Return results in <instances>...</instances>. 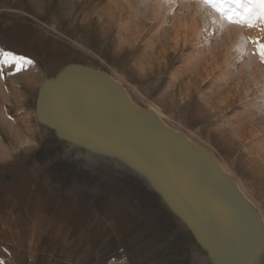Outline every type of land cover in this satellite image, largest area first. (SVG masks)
Segmentation results:
<instances>
[{
    "label": "rangeland",
    "instance_id": "1",
    "mask_svg": "<svg viewBox=\"0 0 264 264\" xmlns=\"http://www.w3.org/2000/svg\"><path fill=\"white\" fill-rule=\"evenodd\" d=\"M258 45H264V23H229L204 0H0V49L33 61L17 71L16 61L0 56V206L7 188H15L12 214H0V264H51L32 217L46 212L39 208L42 195L69 190L135 201L154 213L161 246L174 248L183 264H220L182 214L159 200V191L120 165L126 161L66 139L38 118L41 89L78 68L111 79L138 108L159 107L162 122L210 153L264 237ZM247 255L264 257V245L242 258Z\"/></svg>",
    "mask_w": 264,
    "mask_h": 264
},
{
    "label": "water",
    "instance_id": "2",
    "mask_svg": "<svg viewBox=\"0 0 264 264\" xmlns=\"http://www.w3.org/2000/svg\"><path fill=\"white\" fill-rule=\"evenodd\" d=\"M37 116L66 139L117 155L144 173L170 204L169 210L181 213L213 248L210 254L220 264L243 260L255 245L251 242L259 231L252 212L210 153L153 111L135 106L106 76L78 68L44 86ZM243 218L249 222L246 228Z\"/></svg>",
    "mask_w": 264,
    "mask_h": 264
},
{
    "label": "crops",
    "instance_id": "3",
    "mask_svg": "<svg viewBox=\"0 0 264 264\" xmlns=\"http://www.w3.org/2000/svg\"><path fill=\"white\" fill-rule=\"evenodd\" d=\"M14 190V185L7 188L10 197L6 206L1 204L6 211L0 214H12L9 209L15 206ZM39 208L46 212L36 213L32 221L41 224L40 246L44 245L51 264L60 260L69 264H103L119 245L127 250L130 264H183L174 248L161 246L154 213L145 212L135 201H122L95 190H69L45 193ZM246 257L243 264H264V257Z\"/></svg>",
    "mask_w": 264,
    "mask_h": 264
},
{
    "label": "snow or ice",
    "instance_id": "4",
    "mask_svg": "<svg viewBox=\"0 0 264 264\" xmlns=\"http://www.w3.org/2000/svg\"><path fill=\"white\" fill-rule=\"evenodd\" d=\"M204 2L215 7L229 23L248 22L251 26L253 19L264 23V0H204ZM258 47L261 59L264 60V45H258ZM0 56L4 58L5 63L16 61L17 71L20 69L21 62L33 63L24 56L14 55L11 51L3 49H0Z\"/></svg>",
    "mask_w": 264,
    "mask_h": 264
},
{
    "label": "bare ground",
    "instance_id": "5",
    "mask_svg": "<svg viewBox=\"0 0 264 264\" xmlns=\"http://www.w3.org/2000/svg\"><path fill=\"white\" fill-rule=\"evenodd\" d=\"M41 59V58H40ZM35 81V80H34ZM154 104V103H153ZM150 105H152V104H150ZM151 107V106H150ZM151 110H153L154 112H155V114H157L158 116L159 115H161V110H160V108L159 107H157V106H153L152 105V107H151ZM164 112V111H163ZM162 116V115H161ZM160 117V116H159ZM168 117V116H167ZM164 118V117H163ZM73 145H75V144H73ZM80 145V144H79ZM75 146H78V145H75ZM72 147H74V146H72ZM84 147H85V145H84ZM86 149H88V151H89V149H91V148H89L88 146H86ZM90 153L91 152H93L92 150H90L89 151ZM4 156V155H3ZM235 160V159H234ZM228 161V160H227ZM229 163V162H228ZM120 165L121 166H124L125 167V169L127 170V171H130V172H132V173H134V174H136V175H138L142 180H143V182H144V184L146 185V187L150 190V191H152V192H157V189L155 188V186H154V184L152 183V181L144 174V173H142V172H140V171H137V170H135V169H133L129 164H127V163H125V162H121L120 163ZM242 182V181H241ZM245 186V185H244ZM246 188V187H245ZM244 188V189H245ZM248 190V189H247ZM159 200L160 201H162L163 203H165L166 204V200L163 198V196L161 195V194H159ZM260 203V202H259ZM258 240L256 241V243H255V245H264V237H262V234H260L258 237ZM255 242V241H254ZM252 243V242H251ZM254 245V246H255ZM259 262V261H258Z\"/></svg>",
    "mask_w": 264,
    "mask_h": 264
},
{
    "label": "built area",
    "instance_id": "6",
    "mask_svg": "<svg viewBox=\"0 0 264 264\" xmlns=\"http://www.w3.org/2000/svg\"><path fill=\"white\" fill-rule=\"evenodd\" d=\"M103 264H130L129 254L124 246L119 245L106 256Z\"/></svg>",
    "mask_w": 264,
    "mask_h": 264
}]
</instances>
